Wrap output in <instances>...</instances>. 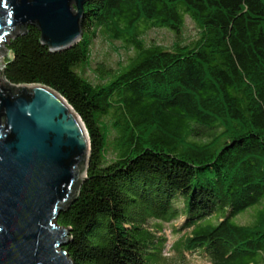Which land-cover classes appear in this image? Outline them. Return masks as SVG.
Wrapping results in <instances>:
<instances>
[{"label":"trees","instance_id":"trees-1","mask_svg":"<svg viewBox=\"0 0 264 264\" xmlns=\"http://www.w3.org/2000/svg\"><path fill=\"white\" fill-rule=\"evenodd\" d=\"M84 8L79 42L49 52L27 24L7 40L3 71L59 91L90 131L86 177L57 218L70 226L63 248L74 264H149L146 253L170 248L165 223L180 217L174 230L192 229L211 264H264V0ZM156 28L172 42L151 39ZM97 37L122 41L124 56L95 60ZM252 205V223L233 219ZM219 207L217 222H202Z\"/></svg>","mask_w":264,"mask_h":264},{"label":"water","instance_id":"water-1","mask_svg":"<svg viewBox=\"0 0 264 264\" xmlns=\"http://www.w3.org/2000/svg\"><path fill=\"white\" fill-rule=\"evenodd\" d=\"M87 0H0V264H74L57 218L79 195L91 152L87 124L45 83L2 73L6 40L40 30L49 52L80 41Z\"/></svg>","mask_w":264,"mask_h":264},{"label":"rangeland","instance_id":"rangeland-1","mask_svg":"<svg viewBox=\"0 0 264 264\" xmlns=\"http://www.w3.org/2000/svg\"><path fill=\"white\" fill-rule=\"evenodd\" d=\"M194 32L191 30L190 33ZM149 36L154 41H159L165 44H170L172 42V34L166 28H156L149 32ZM6 42H4V47L6 49ZM125 47L120 40H112L105 37H97L93 46V57L95 60H105L106 62H118L122 56L125 54ZM7 55L1 56V61L5 65V60ZM1 75V71H0ZM3 76V73H2ZM103 120L109 122L108 118H103ZM257 205H252L246 208L245 211L239 212L233 219L238 223L250 224L255 219V209ZM225 214V210L219 207L210 216L202 219L204 223H215L218 221L219 217ZM184 217H180L171 223H165L166 229L164 234L168 238L167 248L160 252V244L154 248V253H146L145 258L149 264H211L212 253H206L207 248L204 247L202 243L191 245L189 238L192 234V229L185 230H174L173 224H180L184 221ZM209 243V241H207ZM186 250H190V254H186ZM255 258L258 259L257 256Z\"/></svg>","mask_w":264,"mask_h":264}]
</instances>
